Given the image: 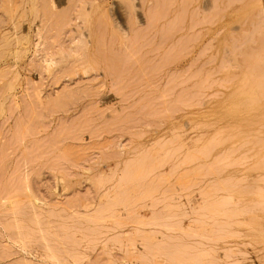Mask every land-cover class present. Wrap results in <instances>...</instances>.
<instances>
[{
	"label": "rangeland",
	"instance_id": "rangeland-1",
	"mask_svg": "<svg viewBox=\"0 0 264 264\" xmlns=\"http://www.w3.org/2000/svg\"><path fill=\"white\" fill-rule=\"evenodd\" d=\"M213 1L0 0V264H264V0Z\"/></svg>",
	"mask_w": 264,
	"mask_h": 264
},
{
	"label": "bare ground",
	"instance_id": "bare-ground-1",
	"mask_svg": "<svg viewBox=\"0 0 264 264\" xmlns=\"http://www.w3.org/2000/svg\"><path fill=\"white\" fill-rule=\"evenodd\" d=\"M158 1H159V0H158ZM162 1H163V0H162ZM212 1H213V0H212ZM228 1H232V0H228ZM53 2H54V1H53ZM129 2H130V1H129ZM213 2H214V1H213ZM216 2H217V1H215V3H216ZM226 2H227V0H226ZM130 3H131V2H130ZM130 3H129V4H130ZM132 3H133V2H132ZM167 3H168V2H167ZM206 3H207V2H206ZM227 3H228V2H227ZM229 3H230V2H229ZM134 4H135V3H134ZM134 4H133V5H134ZM165 4H166V3H165ZM230 4H231V3H230ZM121 5H122V4H121ZM213 5H214V3H213ZM213 5H212V6H213ZM215 5H216V4H215ZM210 6H211V4H210ZM217 6H218V5H217ZM206 7H207V5H206ZM215 7H216V6H214V9H215L216 11H215V10H214V11H215V12H218L219 9H217V7H216V8H215ZM208 8H210V7H208ZM212 8H213V7H212ZM43 9H44V8H43ZM159 9H160V7H159ZM192 9H193V8H192ZM210 9H211V8H210ZM224 9H225V8H224ZM34 10H35V9H34ZM185 10H186V9H185ZM187 10H188V9H187ZM211 10H213V9H211ZM45 11H46V10H45ZM164 11H165V10H164ZM214 11H213V12H214ZM221 11H222V10H221ZM158 12H159V11H158ZM162 12H163V11H162ZM215 14H216V13H215ZM217 14H218V13H217ZM213 15H214V14H213ZM118 16H119V14H118ZM215 16H216V15H215ZM83 17H85V16L83 15ZM119 17H120V16H119ZM157 17H158V16H157ZM159 17H160V16H159ZM162 17H163V16H162ZM211 17H212V16H209V18H211ZM85 18H86V17H85ZM136 18H137V17H136ZM138 18H139V17H138ZM204 18H205V17H204ZM206 18H207V16H206ZM206 18H205V19H206ZM213 18H214V17H213ZM114 19H115V18H114ZM154 19H155V18H154ZM205 19H204V21H202L203 19H202L201 21H202V22H205ZM207 19H208V18H207ZM116 20H118V19H116ZM158 20H160V19H158ZM158 20H157V21H158ZM177 21H178V20H177ZM201 21H200V23H201ZM211 21H212V20H211ZM114 22H115V21H114ZM215 22H216V21H215ZM253 22H254V21H253ZM257 22H258V21H257ZM116 23H117V22H115V24H116ZM118 23H119V22H118ZM118 23H117V24H118ZM121 23H122V22H121ZM171 23H172V22H171ZM119 24H120V23H119ZM121 25H122V24H121ZM117 27H119V25H117ZM117 27H116V28H117ZM258 27H259V23H258ZM121 28H124V26L121 27ZM131 28H132V27H131ZM169 28H170V27H169ZM171 28H172V27H171ZM171 28H170V29H171ZM256 29H258V28H257V24H256ZM121 30H122V29H121ZM124 30H126V29L124 28ZM127 30H128V29H127ZM40 31H41V30H40ZM122 31H123V30H122ZM128 31H129V30H128ZM170 31H171V30H170ZM170 31H169V33H170ZM255 31H256V30H255ZM255 31H254V32H255ZM257 31H258V30H257ZM41 32H42V31H41ZM252 32H253V31H252ZM83 33H84V32H83ZM167 33H168V32H167ZM171 33H172V32H171ZM171 33H170V35H171ZM39 34H41V33H39ZM81 35H82V34H81ZM85 35H87V34H85ZM89 35H91V34H89ZM170 35L167 34V35H166V39H167L168 37L170 38ZM41 36H42V35H41ZM83 36H84V35H83ZM252 36L254 37V35H252ZM252 36L249 37V40L254 39ZM246 37H247V36H246ZM234 38H235V37H234ZM242 38H244V37H242ZM247 38H248V37H247ZM250 38H251V39H250ZM81 39H82V38H81ZM81 39H80V42H81ZM85 39H86V38H85ZM170 39H172V38H170ZM82 40H83V39H82ZM104 40H105V39H104ZM254 41H255V40H254ZM39 42H40L39 45L41 46V42H42V41H39ZM245 42H246V41H245ZM43 43H44V42H43ZM76 43H77V42H76ZM76 43H75V45H76ZM86 43H88V42L86 41ZM89 43H90V42H89ZM89 43H88V44H89ZM241 43H244V42H241ZM36 45H37V44H36ZM210 45H211V44H210ZM240 45H241V44H240ZM86 46H87V45H86ZM211 46H213V45H211ZM242 46H244V45H242ZM43 47H44V46H43ZM80 47H81V46H80ZM209 47H210V46H209ZM40 48H41V47H40ZM40 48H39V49H40ZM75 48H76V47H75ZM77 48H78V45H77ZM35 49H38L37 46H36ZM70 49H72V48H70ZM78 49H80V48H78ZM239 49H240V48H239ZM73 50L75 51V49H73ZM73 50H72V52H73ZM82 50H83V49H81L80 51H82ZM89 50H90V47H89ZM96 50L98 51V49H96ZM208 50H210V49L208 48ZM67 51H69V50H67ZM47 52H48V51L45 52V55H46V54H49V53H47ZM76 52H77V51H76ZM36 53H37V52H36ZM52 53H53V52H52ZM70 53H71V52H70ZM70 53H69V57L72 56V55H70ZM92 53H93V52H92ZM50 54H51V53H50ZM71 54H73V53H71ZM261 54H262V53H261ZM66 55H67V53L65 54V57H67ZM254 55H256V54H254ZM43 56H44V55H43ZM54 56H55V58H56V55H54V54H53V56H51V57H50V56H49V57H46V58H45V59H46V63L49 62L51 66H52V64H56V66H57L58 62L56 61L57 59H55ZM251 56H252V55H251ZM261 56H262V55H261ZM263 56H264V55H263ZM44 57H45V56H44ZM257 57H258V56H257ZM42 59H44V58L42 57ZM58 61H59V60H58ZM86 61H88V60H86ZM220 61H221V58H220ZM44 62H45V61H44ZM85 63H87V62H85ZM92 63H93V62H92ZM257 63H258V62H257ZM47 64H48V63H47ZM87 64H88V63H87ZM89 64H90V63H89ZM48 65H49V64H48ZM50 65H49V66H50ZM84 65H85V64H84ZM84 65H83L82 67H84ZM242 65H244V64H242ZM40 66H41V65H40ZM49 66H48V67H49ZM51 66H50V67H51ZM54 66H55V65H54ZM56 66H55V68H56ZM87 66H89V65H87ZM217 66H218V65H217ZM244 66H245V65H244ZM244 66H242V67H244ZM247 66H248V65H247ZM256 66H257V65H256ZM249 67H250V66H249ZM53 68H54V67H53ZM55 68H54V69H55ZM80 68H81V67H80ZM258 68H259V67H258ZM48 69H49V68H48ZM81 69H82V68H81ZM88 69L90 70V67H89ZM52 70H53V69H52ZM82 70H83V69H82ZM255 70H256V69H255ZM41 71H42V70H41ZM75 71H78V70H75ZM85 71L87 72L86 69H85ZM88 72H89V71H88ZM76 73H77V72H76ZM254 73H255V71H254ZM49 74H50V73H49ZM86 74H87V73H86ZM234 76H235V75H234ZM242 82H244V81H242ZM242 82H241V83H242ZM259 82H260V81H259ZM256 84H257V82H256ZM247 85H248V84H247ZM259 99H260V98H259ZM238 101H239V100H238ZM254 107H255V106H254ZM255 124H256V123H255ZM250 131H251V130H250ZM242 132H244V131H242ZM242 137H244V136H241V138H242ZM242 139H243V138H242ZM166 187H167V186H166ZM165 191H166V190H165ZM169 195H170V194H169ZM172 196H173V195H172ZM223 202H224V201H223ZM228 202H229V201H228ZM225 204H226V203H225ZM225 204H224V205H225ZM54 259H55V258H54ZM21 263H22V262H21Z\"/></svg>",
	"mask_w": 264,
	"mask_h": 264
}]
</instances>
